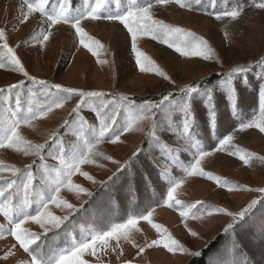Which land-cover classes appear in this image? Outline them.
<instances>
[{
	"label": "rangeland",
	"instance_id": "rangeland-1",
	"mask_svg": "<svg viewBox=\"0 0 264 264\" xmlns=\"http://www.w3.org/2000/svg\"><path fill=\"white\" fill-rule=\"evenodd\" d=\"M28 2H35V0H0V28L5 29L9 45L16 51L29 77H36L37 80H44L48 84L59 83L63 88H78L85 91L109 93L103 99H94L97 102L102 101L103 104L116 99L120 94L127 95L134 101L133 96L135 95L148 97L141 101L142 104L146 101H159L163 95L169 92L174 93L171 103L175 107L171 110L158 112L156 115L157 126L161 129L157 132V135L161 142L170 144V149H181L183 147L184 150L188 151L186 159L180 154V151L175 153V155L181 157L182 160H180L185 165L191 161L192 152L187 150V147L181 141V133L175 125V112L180 110V104L182 103V96L179 92L180 87L195 84L198 79L206 74L219 71L221 66H235L242 63V61H250L253 58L258 59L264 51V15L255 16L248 27L241 24L244 22L241 16L237 19L228 17L207 18L192 12L188 7H181L171 2L159 5L157 8L154 7L152 10L153 18L166 24H168L167 21H172L175 27L183 28L195 33L198 37H202L213 50L212 58L185 57L160 40L141 35L138 36L137 47L159 69V71L142 72L136 63L135 52L131 48L130 33L121 22L107 19H85L82 21V27L87 34L104 46L99 49V56L94 55L92 51L79 43L78 34L69 24L61 23L54 26L51 29L52 37L50 40L40 44L34 37H39L44 27L43 15L33 13L27 22L20 23L22 14L27 11ZM54 4L57 6L53 7L50 3L46 6L49 12L58 10V0H55ZM126 5L128 6V4ZM4 52L5 50L0 48V56H3ZM220 64L223 65L220 66ZM161 72L164 75H161ZM25 78L28 77L15 70L11 64L5 63V67L0 68V88L19 81L27 82ZM28 80L31 81V79ZM171 81H175V83ZM63 94L66 95L63 107L55 108L47 117L37 118L32 121L30 126L26 125L20 128L24 140L30 141L33 145L45 142L49 144L55 140L51 139L53 134L59 133L60 128L63 126L62 137L58 136L57 139L63 138L61 144L64 146V150L68 149L70 153L74 147L82 143L83 138H87L89 126L96 124L95 111L97 105L92 101L91 106L81 108L82 115H79V113L73 112L79 102V97L69 95L64 91ZM0 108L6 112L7 118L11 116L13 109L9 106L5 108V105H0ZM255 120L258 121L259 118ZM65 121H68L67 125ZM150 128L151 121L145 120L138 125L139 130H134L122 136V142L113 144L108 140L99 144L96 150L102 155H94L91 157L95 161L94 163L82 165L81 172L71 177L73 183L83 186L92 193V190L98 186L100 179L112 176L117 171L118 165L112 163L107 157H112V159L124 163L130 154L140 148ZM232 142L235 145L233 151H209L212 154L204 159L202 167L206 172L226 179L230 187H234L236 184L229 181L238 182L240 188L228 191L227 187H221L215 180L207 177H188L185 184L178 190L180 200L185 202L204 201L205 206H208L209 210L214 212L213 215H197L200 216L198 219L189 218L188 227L186 228L177 209L169 208L163 202L153 207L155 209L154 221L167 228L174 238L178 239L179 235L192 236L188 228L197 233L207 231V236H209V234L218 230L224 222L233 220V217L226 214L215 213L214 208L211 206L237 213L252 200H259L264 195L255 190H242L243 188L258 189L264 187V159L263 164L259 163L261 159L256 163L245 164L239 159L238 155H233L234 152L246 151L256 154L254 156L257 158L260 156L264 158V133L256 128L240 130L234 136ZM152 143L159 146L155 142ZM25 147L24 144H21L20 151L0 149V158H5L4 160L9 162L6 166H14L18 169L22 167L23 177L29 170V168L26 169L23 166L33 164L38 158L34 147L24 151ZM162 150L165 155L166 153L169 156L172 155V153ZM158 158L159 155H156V159ZM51 159L52 161L45 162H49L46 165L59 167L58 160ZM41 169L42 164L32 172L35 176H40ZM171 171L173 172L172 169ZM0 172H2L0 175L5 176L17 174L8 170L7 167ZM82 172L88 173L96 182L89 180L81 174ZM40 179L43 180L42 177ZM45 186L46 184L41 185L38 189L46 190L47 186ZM88 196L86 192L71 191L67 188H63L61 191V199L68 200L76 208ZM205 209L207 210V208ZM49 211L57 216H76L77 214L76 211L62 206L56 207L54 204L49 206ZM4 219H6L9 227L7 218L0 214L1 224L4 223ZM85 223V219H80V222L74 224V227L68 231L69 244L61 249L70 246L73 241H79L85 233L97 230ZM25 227L32 232L37 233L40 231L44 233V228L35 222L29 221L25 224ZM47 227L48 231L56 229L50 225ZM139 228L140 231L134 232L132 239L135 244L141 246L163 234L158 233L144 221L140 222ZM14 243L16 242L11 236L0 239V257H3ZM113 247H115V243H113ZM120 248L123 249L124 254L122 256L119 255L118 249L115 253L107 252L98 260L92 257L87 258L91 261V264H123V261L128 259L133 260V264H182L186 259V254H170L162 247L147 250L142 256L137 257V249L131 242L124 240L120 241ZM61 249L56 251L53 249V254ZM28 260L29 254L17 248L15 255L7 260L0 259V264H28Z\"/></svg>",
	"mask_w": 264,
	"mask_h": 264
},
{
	"label": "snow or ice",
	"instance_id": "snow-or-ice-1",
	"mask_svg": "<svg viewBox=\"0 0 264 264\" xmlns=\"http://www.w3.org/2000/svg\"><path fill=\"white\" fill-rule=\"evenodd\" d=\"M170 0H128V6L122 8L115 14H109L107 12H101V7L105 3V0H95V6L86 9H71L70 0H58V10L49 12L46 8L49 5L50 0H35V2L27 3V11L24 12L20 18V23H25L33 13H40L44 17V27L41 30L39 37H34L37 42L44 44L52 37L51 29L59 25L70 24L75 30V33L79 36V43L92 51L96 56H99V49L103 48L98 40H95L87 34L82 27V21L85 19L99 20H115L121 22L130 33L131 48L135 52L136 63L138 64L142 72L147 71H159L157 66L137 47L138 36H150L152 39H158L162 43L167 44L169 47L174 48L176 52L185 57H203L204 59H211L213 50L208 46L206 40L202 37H198L195 33L187 31L180 27H175L164 23L163 21L153 18L152 10L154 5H165ZM181 7L191 6L189 0H175ZM199 0H197V3ZM255 7L264 9V0L255 2ZM242 9L239 7L232 8L230 10H222L214 13L217 19L220 17H228L237 19L242 14ZM0 48L4 49V55L0 56V68L5 67V63L11 64L13 68L24 74L25 77L35 81L43 86L45 93L47 94L51 89L63 90L69 95H75L79 97V102L73 109V112L79 113L82 107L91 106L92 98H101L108 96L109 93L101 91H85L78 88H63L59 83L48 85L44 80H37L36 77H29L28 72L25 70L20 58L17 56L16 51L9 45L8 39L5 33V29L0 28ZM253 68L259 69L257 72L258 79L264 82V60L257 61L256 64L251 67L247 63L237 64L232 66L221 73H219L220 79L217 84L212 88H201L199 82L195 84H188L180 87L179 92L182 96V103L180 104V113L182 114V131L181 138L183 144L186 145L187 150L192 152L191 161L185 165L178 155H175L177 151L183 150L172 148L169 149L166 145L164 147L165 152H170L172 155L165 157L167 163L160 170L158 176L162 181V186L165 193L163 200L164 205L169 208H175L179 211V215L183 218L185 227H188V219H198L200 216L214 214L211 210H205L200 212V216L196 215L198 206L205 207V202L197 200L195 202H185L178 198V190L185 184L188 177H207L215 180L221 187H227L228 191H233L241 186L235 185L230 187L226 179L214 176L212 173L206 172L202 167V162L206 157L212 153L204 150L198 140L195 139L194 130L197 127V111L196 105H203L205 115L203 117V123L207 128H214L217 121V106L220 97H225L229 107L232 110L234 116H238V84L247 85V75ZM164 75L163 72L160 73ZM170 79V78H169ZM175 83V81H171ZM24 82L19 81L15 84H11L7 89L0 88V95L5 92H10L15 89L17 91L15 97V110L12 111L9 118L0 116V149H15L20 151V145L24 144L26 147L24 151L35 148L36 155L40 158L42 163L41 177L46 184V190L37 189L34 182L37 177L31 170V166H27L29 170L26 172L22 181L23 198L17 203H13V191L15 190L17 181L12 179L0 184V214L8 218L9 227L5 228L0 225V239H4L7 236L14 238L15 242L3 257L0 259L7 260L9 257L15 255L17 248L22 249L24 253L29 254L28 264H91V261L87 257L100 259L102 255L111 251L117 252L119 249V255H123V249L120 248V241H129L137 249L136 256H142L147 250L162 247L170 254L187 253L195 257L203 255V251H192L186 248L180 241L168 232L167 228L154 221L155 209L150 206L143 212L138 214L128 215L122 222L110 223L98 230H91L83 235L79 241H73L70 246L63 248L55 252L51 257L45 258L37 251L39 247L38 241L41 239V233L30 231L25 227L29 221L35 222L44 228V235L48 232V225L52 228H59L68 220V216H57L49 211V206L54 204L56 207H64L69 210L77 211L78 209L72 203L66 199H61V191L63 188H67L71 191L86 192L89 196L92 193L81 185L74 184L71 177L78 172H81V166L84 164L94 163L91 159L94 155H102L96 149L107 137L112 126L116 123L118 117L123 113L126 116L124 125L122 126L118 134H113L110 138V142L120 143L121 137L125 134L131 133L134 130H139L138 125L145 121H151V128L148 133V140L159 144L160 138L157 132L161 129L158 128L156 123V115L158 112H164L173 109L175 106L171 103V98L174 93H167L163 95L159 101H146L142 104H137L133 99L127 95L120 94L116 99L104 103L101 108L95 111L97 118L96 124L89 126V132L87 138L82 139V143L72 149L70 153H65L62 146L58 147L57 155L54 159L58 160L59 167L48 166L43 164L44 152L47 142L42 144L33 145L30 141H26L22 138L20 133L21 125H31L32 121L37 118L47 117L54 108L58 109L63 107V102H54L49 105H43L38 109H34L31 103L26 109V112L21 113L22 108V94ZM258 105H259V120L241 121L239 127L236 130H245L256 128L261 133H264V83L258 86ZM33 102L35 100V93L32 94ZM68 124V121H65ZM171 127V125H169ZM58 133H54L51 139H57ZM234 140V135L229 133L224 135L219 140L218 147L215 151H222L225 147L229 146ZM142 152V149H138L132 154V158L138 157ZM233 155H238L239 159L245 164L251 162L254 153H248L246 151L234 152ZM132 158L124 163L119 160H114L112 157H107L112 163L118 165L117 173L127 170L132 163ZM264 159V158H261ZM12 171L14 174L18 173L20 169L14 166H4L0 163V171L5 170ZM172 168H178L180 170L179 175H174L171 171ZM82 175L86 176L89 180L96 182L92 176L86 172H82ZM117 174L113 173V176L108 178L109 181L113 179ZM104 184L105 181H99ZM246 191H258L264 194V187L258 189L243 188ZM33 203L36 204L34 214L29 211ZM258 199L252 200L245 206L244 209L237 213H233L224 208L211 206L214 208L215 213H223L233 217L234 222L226 224L224 228L225 233L234 232L237 224L235 221L244 220L246 224L251 220V213L255 206L260 204ZM264 216V213L261 214ZM245 218H248L246 220ZM141 221L147 222L158 233H163L156 239H152L149 243L143 246L135 244L132 239L133 233L140 231L139 224ZM244 228L245 225H239ZM249 228L252 233L255 234L259 230L261 235H264V219H261L257 224L252 221L249 224ZM247 230V229H245ZM189 233L192 236H198L199 234L192 229L188 228ZM115 243V247H113ZM227 258L226 253H214L208 259L206 264H224ZM123 264H133V260H124Z\"/></svg>",
	"mask_w": 264,
	"mask_h": 264
},
{
	"label": "trees",
	"instance_id": "trees-1",
	"mask_svg": "<svg viewBox=\"0 0 264 264\" xmlns=\"http://www.w3.org/2000/svg\"><path fill=\"white\" fill-rule=\"evenodd\" d=\"M54 1L55 0H50V4L53 7H56L57 5L54 4ZM171 2L177 4L175 0H170L169 3ZM255 2H259V0H255ZM189 3L191 5L190 7L185 6L188 7L189 10L201 16L213 19L216 18V16L214 15V13L216 12L239 7L243 10L241 19H244V22H242L241 24L248 27L250 26L248 24L252 22L255 16L264 15V9L256 8L254 0H199L198 3L197 0H189ZM126 4H128V0H105V3L101 7V12L115 14L122 8L126 7ZM94 6L95 0H70V7L72 9H86ZM154 7L157 8L159 7V5H154ZM167 23L169 25L175 26L172 21H167ZM262 60H264V51L260 54V57L258 59L253 58L250 61H242V63H247L251 67L252 65L256 64L257 61ZM221 65L223 64H220V66ZM232 66H221V69L219 71H213L198 79L197 81L199 82L200 87H213L220 79L219 73ZM258 71L259 69L253 68L252 71L248 73L247 85L238 84V116H234L232 114V110L229 107L226 98L222 96L220 97L217 106L218 115L216 125L214 128L210 129L205 127L203 123V117L205 115L203 105H196V111L198 115L197 127L194 130V135L195 139L199 141L200 146L204 150H215L216 147H218L219 140L222 139L224 135L232 133L234 136H236L240 131L236 129H238L239 123L241 121L246 122L248 120L259 118L260 113L257 92L258 86L264 82L258 79ZM25 79V81L27 82H24L23 88L21 89V113L26 112V109L30 103L34 109H38L43 105H49L54 102H64V99H66V95L63 94L62 90L51 89L46 94L43 86L33 80H28L29 78ZM9 85L3 86L1 88L7 89ZM48 85L52 84L49 83ZM33 93H35L34 102L32 99ZM16 94L17 91L13 89L10 92H5L4 94L0 95V105H5V108L9 106L14 111ZM133 98L135 99V102L137 104H141V101L144 98L148 97L135 95L133 96ZM94 99L96 98H93L92 101L95 102L98 110L103 106V102H97ZM175 114V125L178 131L181 133L182 114L180 113V110H177ZM79 115H82V111H79ZM0 116L7 118L6 112L2 111L1 108ZM125 120L126 116L122 113L118 117L116 123L112 126L110 132L107 134V137L103 142L110 140L113 134H118L122 126L124 125ZM24 126L26 125H21V127ZM63 132L64 131L62 126L59 130L58 136L62 137ZM62 139L63 138L57 140L55 139L53 142L46 145V148L42 153L44 157L43 164L46 161H52L51 158H54L57 155L58 145L64 147L61 144ZM181 141L183 140L181 139ZM165 145L170 149V144L166 142H160L159 146L154 145L150 140H148L147 135L139 148L142 149L141 154L138 157L132 158V154L134 153L133 152L125 159V161H128L130 158H132V163L129 168L119 173H117V171L114 172L117 175L113 177L111 181L108 180L111 175L109 177L100 179L99 181H105L106 183L101 184L98 182V186H96L92 190V195L88 196L84 200V202L77 207L78 210L76 211V216H68V220H66L63 225H61L59 228L48 231L46 235H44L43 232L38 231L37 233H41V239L37 242L39 245L37 251L41 254V256L49 258L53 254V249L56 251L68 245V231L72 227H74V224L80 222V219H85L86 225L93 226L98 230L110 223L123 221V219L128 215L141 213L149 206L153 208L156 205H160L165 198V193L162 186V181L160 180L158 173L167 163L165 157L169 156L167 155V153L165 155L162 150L164 149ZM234 149L235 145L233 142H231V144L225 147V149L223 150L233 151ZM64 151L66 154L69 153L68 149ZM180 154L186 159L188 156V151L183 149L180 151ZM156 155H159L158 159H156ZM261 158L263 157L260 156L257 158L253 156L251 159V163H256ZM4 159L0 158V163L6 166L9 162ZM179 159H181L180 156ZM259 163L263 164V159H261ZM41 164V160L38 157L37 160L31 165L19 166H23L24 168L26 167V169L28 168L27 166H31V170L35 171L37 170V166H40ZM172 170L174 172V175L180 173V170L178 168H172ZM36 177L37 180L34 182V184L38 189L39 186L44 185L45 183L40 179L41 175ZM12 179H15L17 181L16 186H14L15 190L12 193L13 203L15 204L23 198V189L21 185L24 177L22 167L16 175H0V184H3L5 181H10ZM229 182L236 185L239 184L238 182H234L232 180ZM259 200L261 201V203L255 206L253 212L251 213V220L248 221V224H246L244 220H239V218H237V220L235 221L237 227L234 232H224L226 224L234 222L232 220L230 222H224L218 230L214 231L212 234H209V236H207V231H199L198 236L188 237L185 235H179L178 240L186 248L192 251H203V255L200 257H195L190 254L184 253L186 254V259L182 264H206L212 254L218 252L227 254V258L224 261V264H264V235H261L259 230H257L255 234H253L251 229L249 228V224L252 221H255L258 224L261 219H264V216L261 215L262 213H264V195ZM35 208L36 204L33 203L29 211L33 213ZM205 208L209 210L208 206H205L203 208L198 206V210L194 211H196V215H200V212L206 210ZM245 219L248 220V218ZM241 224L245 225V227L241 228L239 226ZM0 225L8 228L6 219H4V223H0Z\"/></svg>",
	"mask_w": 264,
	"mask_h": 264
}]
</instances>
